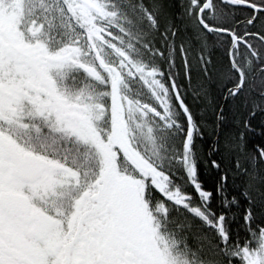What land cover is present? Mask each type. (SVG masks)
Here are the masks:
<instances>
[{
	"label": "snow or ice",
	"instance_id": "6c2138e0",
	"mask_svg": "<svg viewBox=\"0 0 264 264\" xmlns=\"http://www.w3.org/2000/svg\"><path fill=\"white\" fill-rule=\"evenodd\" d=\"M0 264H264V0H0Z\"/></svg>",
	"mask_w": 264,
	"mask_h": 264
}]
</instances>
